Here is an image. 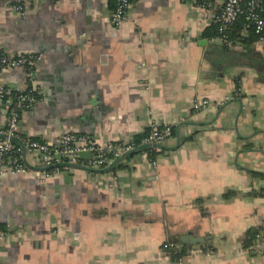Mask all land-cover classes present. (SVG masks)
I'll return each mask as SVG.
<instances>
[{
    "label": "crops",
    "instance_id": "crops-1",
    "mask_svg": "<svg viewBox=\"0 0 264 264\" xmlns=\"http://www.w3.org/2000/svg\"><path fill=\"white\" fill-rule=\"evenodd\" d=\"M223 2L130 0L116 24L114 0H30L22 11L0 0L3 50L39 56L33 81L24 67L0 74L13 92H39L20 134L104 145L172 129L153 154L101 169L78 156L42 181L33 168L0 177V264H264V235L241 244L264 230V178L253 174H264V53L246 28L231 46L209 35ZM6 117L0 98V129ZM170 242L186 246L176 262Z\"/></svg>",
    "mask_w": 264,
    "mask_h": 264
},
{
    "label": "built area",
    "instance_id": "built-area-1",
    "mask_svg": "<svg viewBox=\"0 0 264 264\" xmlns=\"http://www.w3.org/2000/svg\"><path fill=\"white\" fill-rule=\"evenodd\" d=\"M25 1L30 0H16L17 11H22ZM196 1L204 4L208 0ZM129 6L130 0H115L111 20L116 24L120 23L125 18ZM239 16L244 17L247 27L251 28L257 36L260 50L264 53V0H224L215 15L214 22L218 26L222 42L227 46L233 45V42L228 39L225 30ZM38 60L39 56L30 52L6 53L0 37V74L8 69L24 67L27 78L33 81L32 77ZM38 93L37 89L16 93L10 86L0 84V98L5 101L7 112L5 126L0 129V177L33 168L42 181L53 172L70 168L73 163L78 162V153L82 151H88L91 154L87 160L88 167L101 169L113 160H118L123 155L135 151L139 146L142 148L159 145L172 134L170 126L161 128L153 126L138 145L134 144L132 139L99 145L90 135L72 132L63 133L55 143L42 142L18 132L22 113L36 104ZM208 105L209 101L203 99L196 103L195 107L202 109ZM24 154L33 158L35 162L33 166L25 161ZM167 245L170 243L165 244L164 247Z\"/></svg>",
    "mask_w": 264,
    "mask_h": 264
},
{
    "label": "trees",
    "instance_id": "trees-1",
    "mask_svg": "<svg viewBox=\"0 0 264 264\" xmlns=\"http://www.w3.org/2000/svg\"><path fill=\"white\" fill-rule=\"evenodd\" d=\"M114 6H115V4H114ZM214 25H215L214 32L213 31H210L209 32V35H214V36L217 35V36H220V33L218 32V26H217V24L215 23ZM243 28L244 29L246 28L248 31H250V33H251V39H256L257 38V36L252 31V29L249 28V27H247L246 21L244 20V17L243 16H239L235 20V22H233V24H231L230 26H228L226 28V30H225V33L227 34L228 39L234 43L236 41V39L239 38L240 30L243 29ZM158 128H161V127H158ZM150 129L151 128H147L142 134H139V135L134 136L133 139H132V141L134 142V144L138 145V143H140L141 139L144 138L145 136H147V134L149 133ZM140 150L141 151H146V152H148L150 154H153V152H154V148H152L150 146L142 147V148L139 146L133 152L134 153L135 152H139ZM253 174H255V175L259 176V177L264 178V174H257V173H253ZM231 195H232V193L231 192H228V194H226L225 197H229ZM263 235H264V233H263V227L257 226V227L251 228V229H249L247 231V233L245 235V238L242 240L241 244H242L243 247L247 248V247L253 245L254 242H256L259 239V237H262ZM185 247L186 246H182L180 248H177V246L174 243L170 242V245L165 246L164 247V250H165V252H167V254L169 255V257L173 261L176 262L185 253V249H186Z\"/></svg>",
    "mask_w": 264,
    "mask_h": 264
},
{
    "label": "water",
    "instance_id": "water-1",
    "mask_svg": "<svg viewBox=\"0 0 264 264\" xmlns=\"http://www.w3.org/2000/svg\"><path fill=\"white\" fill-rule=\"evenodd\" d=\"M203 44H205L204 42H203ZM90 152H88V151H82V152H79L78 153V156L79 157H90ZM180 240L183 242V243H188V242H200V241H202L203 240V238H193L192 236H181L180 237Z\"/></svg>",
    "mask_w": 264,
    "mask_h": 264
}]
</instances>
